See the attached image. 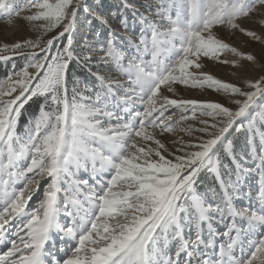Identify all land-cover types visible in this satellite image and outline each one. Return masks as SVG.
I'll return each mask as SVG.
<instances>
[{
    "label": "snow or ice",
    "instance_id": "6c2138e0",
    "mask_svg": "<svg viewBox=\"0 0 264 264\" xmlns=\"http://www.w3.org/2000/svg\"><path fill=\"white\" fill-rule=\"evenodd\" d=\"M103 8L0 0V264H264V0Z\"/></svg>",
    "mask_w": 264,
    "mask_h": 264
},
{
    "label": "rangeland",
    "instance_id": "374dc122",
    "mask_svg": "<svg viewBox=\"0 0 264 264\" xmlns=\"http://www.w3.org/2000/svg\"><path fill=\"white\" fill-rule=\"evenodd\" d=\"M90 3L93 2V0H89ZM131 2L133 4H136L137 6L140 3V0H131ZM103 4H104V8H103V14L105 15V17L109 20L110 23H112L113 25H116L118 22L116 20L117 14H118V7L120 4V0H103ZM130 15V13H129ZM14 23H21V21H15ZM94 24H96V22H93ZM247 24V22H246ZM248 27H255L256 25L254 24H247ZM87 26H85L86 28ZM98 27V25H97ZM84 29H82L83 31ZM6 31H10L7 29V25L6 22L0 18V39H4L5 38V32ZM101 31H103V29H101ZM222 35H224V33H221ZM119 36H123L125 35V33L123 31L118 33ZM119 42V41H118ZM233 43L240 47L242 51L244 52H253L257 55L260 54L261 51V47L259 44L257 43H253L251 42L247 37L244 36H240L237 39H235L233 41ZM211 67V65H210ZM4 68L0 67V77H2L4 75ZM212 71L219 77H222L224 79H231V77L228 74V69L227 68H223V69H218V68H212ZM186 96H188L189 98H212V99H219V97H212V96H201L199 94V92L197 91H191L186 93ZM245 141H244V137L241 136L239 141H238V145H237V152H243L246 151V148L244 147ZM251 162L249 160H247L246 158V166H250ZM247 185L248 188L255 194L257 187H258V180L256 178V174L253 173L252 176L247 178ZM35 200V197H34ZM30 206L33 203V201H30Z\"/></svg>",
    "mask_w": 264,
    "mask_h": 264
}]
</instances>
